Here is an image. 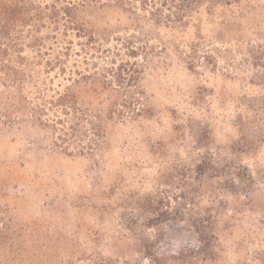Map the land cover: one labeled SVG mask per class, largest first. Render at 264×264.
Wrapping results in <instances>:
<instances>
[{"label": "rangeland", "instance_id": "1", "mask_svg": "<svg viewBox=\"0 0 264 264\" xmlns=\"http://www.w3.org/2000/svg\"><path fill=\"white\" fill-rule=\"evenodd\" d=\"M73 1L19 29L44 112L0 127V264H264V0Z\"/></svg>", "mask_w": 264, "mask_h": 264}, {"label": "trees", "instance_id": "2", "mask_svg": "<svg viewBox=\"0 0 264 264\" xmlns=\"http://www.w3.org/2000/svg\"><path fill=\"white\" fill-rule=\"evenodd\" d=\"M36 0H0V88L15 89V93L9 97L10 106L3 108L0 112V127L11 125L16 120H20V116H30L32 118H40L43 110L31 109L32 113H25L27 105V96L24 94L28 76L26 75L27 63L22 56L23 52V34L19 31L29 23L39 27L45 18L51 19L55 23L64 22L65 26H76V12L79 5L71 0H54L51 4H37ZM87 2V0H83ZM51 13L53 16L47 15ZM60 113L69 119L58 118L56 125H62L64 141L77 137L80 131L81 119L76 115L75 108L76 96L69 90L64 93H58L54 102H51ZM70 112V113H69ZM74 114V115H73ZM196 233L198 235V250H208L211 248V238L213 236L212 229L203 221L195 224ZM195 249L187 252L192 253ZM183 259V258H182Z\"/></svg>", "mask_w": 264, "mask_h": 264}]
</instances>
